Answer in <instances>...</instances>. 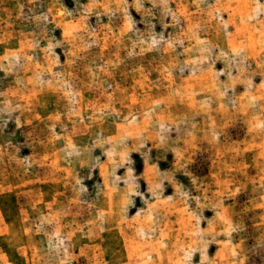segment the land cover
Instances as JSON below:
<instances>
[{
	"label": "rangeland",
	"instance_id": "374dc122",
	"mask_svg": "<svg viewBox=\"0 0 264 264\" xmlns=\"http://www.w3.org/2000/svg\"><path fill=\"white\" fill-rule=\"evenodd\" d=\"M0 264H264V0H0Z\"/></svg>",
	"mask_w": 264,
	"mask_h": 264
}]
</instances>
